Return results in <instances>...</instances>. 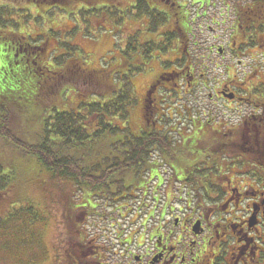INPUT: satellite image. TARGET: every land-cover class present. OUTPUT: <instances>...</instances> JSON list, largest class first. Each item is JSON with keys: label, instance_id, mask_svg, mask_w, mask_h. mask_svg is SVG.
Here are the masks:
<instances>
[{"label": "flooded vegetation", "instance_id": "1", "mask_svg": "<svg viewBox=\"0 0 264 264\" xmlns=\"http://www.w3.org/2000/svg\"><path fill=\"white\" fill-rule=\"evenodd\" d=\"M51 1L48 12L61 11L64 0ZM130 1L121 12L138 5ZM258 1L141 0L149 10V16L141 15L145 25L164 26L152 39L154 46L136 35L123 39L127 73L151 61L168 63L170 72L167 82L160 73L149 78L138 99L140 122L149 120L133 134L168 137L172 154L160 156L156 150L149 164L163 167L167 183L184 193L167 192L179 204L164 212L161 222L155 217L157 195L151 205L125 216L121 254L103 256L95 240L75 242L60 264H264V2ZM159 36H164V55ZM143 43L152 49L150 59L124 56L129 46Z\"/></svg>", "mask_w": 264, "mask_h": 264}, {"label": "rangeland", "instance_id": "2", "mask_svg": "<svg viewBox=\"0 0 264 264\" xmlns=\"http://www.w3.org/2000/svg\"><path fill=\"white\" fill-rule=\"evenodd\" d=\"M125 1L128 2V0H115L121 5ZM4 4L11 7V9L14 7L13 10L18 13L13 14L11 18L19 24L18 27H12L17 31V34L21 35L15 37H23L25 43H31L33 40V44L37 43L44 49L43 53L38 55L40 59H35L36 62L42 65L43 63L48 64L51 69H55V61L52 56L57 57L69 54L65 46L70 44L77 48L74 56H81L83 58L82 60L79 59L81 64L84 61V64L90 70L97 71L95 75L99 76L98 79L103 84L119 88L122 84V75H130L129 83L132 87V98L136 105L143 89L149 82V78L160 71L169 70L167 66L160 67L157 61H151L146 66V71L142 70V72L136 73L135 71L133 72V68L137 67L130 66L131 68H129L130 70L127 73L124 58L120 53L121 40L125 36L134 34L137 29L142 30V33H136V36H140L141 41L147 36L154 37L156 33H150V35L144 33V23L142 24V21H131L129 16L127 21L124 19L122 22H120V17L117 13L110 16L111 11L107 7L111 8V5H114L110 1H101L96 5L97 11L101 10L98 16L89 11L88 5L83 4L76 8L71 4H66L61 7L63 11L51 13L47 9L49 6L42 5V8L37 9L32 7L28 0H0V6ZM121 5L117 6L123 9ZM70 13L73 15H69ZM134 14L136 13L134 12ZM19 15L24 16L25 20L20 19ZM3 16L6 17V14L1 13L0 19ZM28 16L32 18L29 19L30 22L27 19ZM115 20H118V22ZM12 28H1L0 25V37L5 38V44L11 43L13 45L11 33H14V30ZM8 53L11 54L9 51ZM171 58L173 56L169 57V59ZM1 65L6 66L7 70L9 69V63L6 58L5 60L0 58ZM78 67L81 68V65L79 64ZM102 70L105 71L100 73L99 71ZM1 76L2 72L0 71ZM39 76L37 75L38 79L36 76L28 78L29 80H25L27 84L24 86L23 84H18L17 80L13 78L8 80L7 86L3 84V87H1L0 83V89H2L0 90V103L10 114L14 113L13 111L18 114L17 133L30 142L36 140L37 133L43 127L42 120L54 114L52 107H55L58 111H70L78 108L81 102H96L97 93L100 95L104 92L103 87L98 88L96 84L84 86L79 81L78 83L75 81L73 83H60L53 93H49L38 84L35 87L30 86L31 81H39V79L41 81L42 76ZM11 81H14V83L11 84ZM13 91L15 93H11ZM204 93L203 95H206L207 91H204ZM105 96L108 98L110 92H107ZM136 105H131L128 109V121L131 123V129L130 133H124L122 140L124 136L133 134L135 131L133 123L137 124L139 113ZM166 107L169 106L167 105ZM33 114H37V116L44 114V116L35 121L30 120L29 116ZM91 160L95 162L96 157H92ZM0 165L5 167L6 170H12L14 173L12 187L5 192L9 194V201L0 205V264H60L62 255L64 256L66 251L71 253L73 251L71 249L72 245L78 242V235L75 233L73 220L75 217L78 220V215L84 212L78 210L70 214L71 222H67L69 226L67 231V223L65 224L62 216L63 202L69 199V204L73 209L75 207L77 209L83 207L84 200L81 191L77 193L65 184L62 190L57 188L48 171L39 166L32 158L25 156L19 148L14 147L10 143H5L1 139ZM149 174L151 176H148V184L139 178L124 182L125 188L121 189L120 195L127 197L133 195V192L129 190H123L128 189L126 186H131V188L142 187L143 189L147 185L151 194H155L157 189L159 194H163L167 182L166 179L165 183L162 184L164 174H167L165 169L153 166L150 168ZM160 174L162 179L158 178ZM152 177L156 178L157 183L149 184L152 181ZM167 195L166 191L160 201V212L155 214V217L158 216L159 222L165 217L163 215L164 212L169 213L173 207L177 208V201H173ZM143 201L144 199H138L130 202H134L132 205L141 206ZM10 202L11 204L9 205ZM91 207L93 208V206ZM107 209L108 205L105 203V206L103 204V206L98 208L96 211L97 215L92 216V218L86 216L89 220L84 221L83 218L77 224V226H80L84 221V227H90V229L86 227L83 231H80L84 240L95 239L101 245L102 240L100 237L102 232L110 231V234L113 233L115 228L111 229L109 227V222L106 218L109 215V210ZM18 210H21V215L11 217V212L16 214ZM111 218H116V214H113ZM38 219L42 221H36ZM145 223L143 222V224ZM92 224L94 225L92 226ZM79 230L82 229L80 228ZM115 230L117 231V229ZM107 243L110 244L111 241L108 240Z\"/></svg>", "mask_w": 264, "mask_h": 264}, {"label": "trees", "instance_id": "3", "mask_svg": "<svg viewBox=\"0 0 264 264\" xmlns=\"http://www.w3.org/2000/svg\"><path fill=\"white\" fill-rule=\"evenodd\" d=\"M73 1L76 0H64L60 3V6L63 7L66 4H71L76 8ZM83 1L89 3V5H85H88L89 11L97 16L101 12V10L97 11L96 9L97 3L101 1L112 2L114 5H111V8L106 7L111 11L110 16L115 13L119 15L120 22L126 18V14H129L130 20L141 21V15L149 12L148 6L145 3L142 4L141 0H138V5L136 7H129V5L126 8L124 6L127 9L126 14L121 12L122 9L117 6L121 4L115 2V0ZM28 2L32 4V7L37 9L42 8V5H47L49 6L48 8H50V6L55 3V1L51 0H28ZM257 2L259 1L257 0ZM262 2H264V0H262ZM8 11L9 10H0V16L1 13H3L6 14L7 17ZM134 12L136 14H133ZM10 13H12V11ZM10 13L8 12L9 16L11 15ZM158 13L163 17L166 16L162 11ZM147 16L149 15L147 14ZM115 21L118 22V20ZM0 25L1 28L19 26V24L12 19H0ZM163 26L164 25H160V21H150L148 26L145 25L144 33L161 34ZM261 28H263L262 23L259 28L260 31ZM255 34L254 36H257ZM15 36L20 35L16 32L11 33V38H13L11 50H8V44H5V38L0 37V58L4 60L6 58L9 63L8 70L6 66H0V71L2 72V76L0 77L1 87H3V84L7 86L10 78L16 79L18 84H23L24 86L27 84L25 80L40 75L39 77L42 76L41 81L40 79L39 81L35 80L36 82L31 81L30 86L35 87V85L38 84L49 93H53L60 83H73L75 81L76 83L79 81L84 86L96 84L98 88L103 87L104 89L103 94L99 95L97 93V99L94 103L81 102L78 108L65 112L58 111L55 107H52L54 114L42 120L41 123H43V127L37 133L34 142L24 139L22 135L17 133V126L19 124L18 114L15 111L10 114L0 103V139L5 143H10L14 147L19 148L25 156L32 158L39 166L48 171L57 188L62 190L65 184L74 189L77 193L81 191L84 200L83 207H79L78 209L75 207L73 209L69 204V199H66L63 202L62 216L66 224L68 221L71 222L70 214L72 212L75 213L78 210L84 211L78 215V220H76L75 217L73 224L75 233L78 235L77 241L81 244H86L87 240L85 241L83 239L80 232L81 230H79L80 226H77V224H79L83 218L85 221L86 216L92 218V216L97 215L96 211L103 206L104 203H107V205L111 207V210L115 211L114 204L123 201L130 203L132 200H137L141 193L145 194L148 185L143 189L142 187L131 188V186H126L128 189L123 190H129L133 192V195L128 197L120 195L121 189L125 188L124 182L126 181L139 178L148 184V176H151L149 174L151 168L149 164L151 160L150 155L155 154L156 150L160 152V156L163 154H172V143L168 141L167 136H164L163 133L160 132L142 133L140 137H136L131 133L124 136L122 140L124 133H130L131 129V123L128 121V109L131 105H136L132 98V87L129 83L130 75H122V84L119 88L103 84V82L98 79L99 76L95 75L97 71L90 70L88 66L84 64V61L83 64H81L79 61V59H83L81 56H74V52L77 51V48L70 44H66L65 46L69 54L54 58L55 69H51L48 64L43 63L42 65L35 61V59H40L38 55L44 51L40 45L37 43L33 44V40L31 43H25L23 37ZM163 37L164 36H159V38ZM133 38L136 39V36ZM146 40H149V45L154 46L151 37ZM159 42L157 47L160 49L162 48L161 53L164 55L166 51L163 47L165 42L164 38L159 39ZM8 51L11 54H9ZM137 54L142 56V61L148 60L151 58L152 49L147 43L138 44L136 47L129 46L124 56L132 61ZM65 62L66 64H64ZM79 64L81 68L78 67ZM168 65V63L165 65L169 68L168 71L160 72L162 75L161 80L166 82L169 79L168 73L170 72V67ZM142 70L143 64L138 68H133V72L135 71L136 73H140ZM89 71H91L90 76ZM104 71L105 70L99 72L102 73ZM45 74L47 75L45 76ZM27 82L29 83V81ZM12 83H14V81H11V84ZM107 92H110L108 98L105 96ZM11 93H15V91ZM167 105L171 108L169 103H167ZM136 106L139 110L138 122L137 124L133 123V127L135 129L141 127V125L142 127H146L145 124L147 120H149V116H146L144 122L141 123L140 106L139 104ZM165 108L167 109L168 107ZM144 112L149 113L148 110H144ZM168 112H170V110H168ZM42 116H44V114L38 116L37 114H33L29 116V119L35 121L42 118ZM92 157H96L95 162L92 160L90 161ZM13 174L12 170H6L5 167L0 165V197L4 196L0 198V205L9 201V194L5 192L12 187L11 184L14 180ZM167 191H171L169 192L170 194L175 191L179 194L184 193L180 188L175 190L172 183L167 185ZM157 194L158 192L155 193V195ZM168 198H171V196ZM158 199L161 200L159 196ZM10 204L11 202L9 205ZM91 206H93V208ZM20 213H22L21 210H18L16 214H12L11 212V217L19 216L21 215ZM36 221L42 220L38 219ZM66 225L68 231V223Z\"/></svg>", "mask_w": 264, "mask_h": 264}]
</instances>
